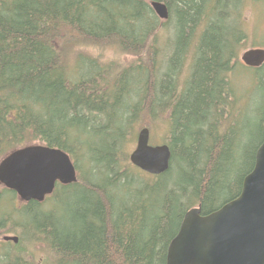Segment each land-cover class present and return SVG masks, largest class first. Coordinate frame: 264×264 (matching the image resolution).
Masks as SVG:
<instances>
[{"label":"trees","instance_id":"1","mask_svg":"<svg viewBox=\"0 0 264 264\" xmlns=\"http://www.w3.org/2000/svg\"><path fill=\"white\" fill-rule=\"evenodd\" d=\"M247 1L0 0V160L42 145L77 172L42 203L0 186V237L19 232L11 264L34 253L40 264H166L188 210L210 214L240 194L264 141V63L242 66L253 72L252 118L240 120L230 76L248 49ZM94 46L133 61L106 64L87 54ZM143 127L167 131L170 165L158 176L128 160Z\"/></svg>","mask_w":264,"mask_h":264},{"label":"water","instance_id":"2","mask_svg":"<svg viewBox=\"0 0 264 264\" xmlns=\"http://www.w3.org/2000/svg\"><path fill=\"white\" fill-rule=\"evenodd\" d=\"M150 7L159 20L168 19L165 4L153 1ZM239 59L245 67L259 68L264 49H248ZM149 139V129H139L128 160L140 171L158 176L169 168L170 150L166 144L150 145ZM76 181L70 157L56 148L27 146L0 160V186L22 203H42L57 184ZM1 240L18 242L16 236ZM166 264H264V141L235 199L210 214L202 215L198 207L187 211L168 245Z\"/></svg>","mask_w":264,"mask_h":264},{"label":"rangeland","instance_id":"3","mask_svg":"<svg viewBox=\"0 0 264 264\" xmlns=\"http://www.w3.org/2000/svg\"><path fill=\"white\" fill-rule=\"evenodd\" d=\"M241 23L242 29L245 34V47L248 49L261 48L264 49V0H248L244 4V8L241 12ZM163 36L162 45H166L167 36ZM170 39L172 40V30L170 32ZM165 40V41H164ZM244 51L239 50L237 56V63L234 65L233 72L230 73L231 80L235 85L237 91V98L239 100V106L242 108L240 113V120H244V117L252 118L250 111L248 110V105L251 104L252 100H249L248 93L251 91V81L250 77L253 74L252 71L245 70V67L240 61V55ZM87 54L92 57H100V61L106 64H113L118 67H125L129 65L133 58L130 56H123L115 47H93L87 49ZM243 66V67H242ZM250 94V93H249ZM256 98L254 99L255 103ZM246 118V117H245ZM167 131L163 127H157L151 132L149 144L150 145H160L165 141ZM135 145V140L129 147V153L132 151ZM19 222V217L17 219ZM11 236H16L19 238V232L17 234H10ZM1 239V237H0ZM4 241L0 240V259L1 256L11 253L7 260L3 261V264H11L12 261L19 263V240L16 244L11 243L14 246H17V249L11 248L3 244ZM6 243V242H4ZM5 249V250H3ZM28 264H40L41 255L39 253L29 254L27 257H24Z\"/></svg>","mask_w":264,"mask_h":264},{"label":"bare ground","instance_id":"4","mask_svg":"<svg viewBox=\"0 0 264 264\" xmlns=\"http://www.w3.org/2000/svg\"><path fill=\"white\" fill-rule=\"evenodd\" d=\"M190 53H191V52H190ZM168 54H169V53H168ZM169 55H170V54H169ZM187 55H188V54H187ZM190 57H191V55H190ZM188 59H189V58H188ZM186 62H187V60H186V61L184 60V63H185V64H186ZM185 67H187V66H185ZM186 69H187V68H186ZM186 71H187V70H186ZM177 73H178V72H177ZM179 73H180V72H179ZM183 74H184V73H183ZM174 76H175V75H174ZM175 77H176V76H175ZM178 78H179V77H178ZM178 78H177V79H178ZM180 78H181V77H180ZM178 82H179V81H178ZM180 83H181V81H180ZM180 83H179V84H180ZM177 84H178V83H177ZM181 85H182V84H181ZM178 87H179V86H178ZM181 89H182V88H181ZM32 246H33V245H32ZM3 250H5V249H3ZM34 252H35V251H34ZM1 261H2V260H1ZM0 264H1V263H0Z\"/></svg>","mask_w":264,"mask_h":264}]
</instances>
